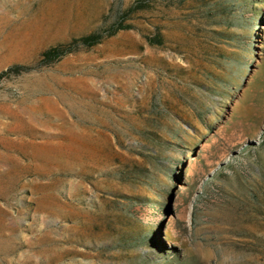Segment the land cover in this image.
Returning <instances> with one entry per match:
<instances>
[{
    "label": "rangeland",
    "instance_id": "1",
    "mask_svg": "<svg viewBox=\"0 0 264 264\" xmlns=\"http://www.w3.org/2000/svg\"><path fill=\"white\" fill-rule=\"evenodd\" d=\"M12 65L0 264H264V0H0Z\"/></svg>",
    "mask_w": 264,
    "mask_h": 264
},
{
    "label": "trees",
    "instance_id": "2",
    "mask_svg": "<svg viewBox=\"0 0 264 264\" xmlns=\"http://www.w3.org/2000/svg\"><path fill=\"white\" fill-rule=\"evenodd\" d=\"M124 26H116L109 28L106 35H110L113 33L116 29L123 28ZM99 35L97 33H88L85 35H81L78 37L77 41H79L84 46H89L95 42L98 41ZM75 41V40H72ZM70 48H62L61 45H54L49 46L42 50L40 52V57L42 58L43 62H48L53 59L58 58L60 55L64 54L65 52H68ZM18 65H12L2 71H0V75H4L7 71H17ZM152 162H158L156 159H152ZM149 168L146 165V168L143 165L136 164L134 162L130 164H124L121 165L116 171L114 172V176L116 177L117 181L120 183L125 184H139L141 182L150 181L152 180V176L148 173ZM122 202L123 203V210L127 209L131 206L132 200L131 198H128L121 195ZM120 228L117 231V234L115 236V241L117 243H120L123 245L124 248H130L133 247L136 243H139V241L142 239V241L145 239L144 236L140 237L137 236L135 233L131 230V224H119Z\"/></svg>",
    "mask_w": 264,
    "mask_h": 264
}]
</instances>
